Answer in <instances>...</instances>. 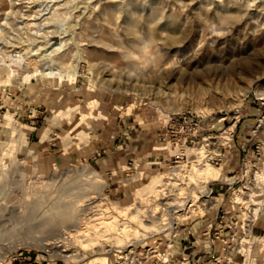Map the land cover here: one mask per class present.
Wrapping results in <instances>:
<instances>
[{"label": "rangeland", "instance_id": "rangeland-1", "mask_svg": "<svg viewBox=\"0 0 264 264\" xmlns=\"http://www.w3.org/2000/svg\"><path fill=\"white\" fill-rule=\"evenodd\" d=\"M179 239L264 264V0H0V264Z\"/></svg>", "mask_w": 264, "mask_h": 264}, {"label": "crops", "instance_id": "crops-1", "mask_svg": "<svg viewBox=\"0 0 264 264\" xmlns=\"http://www.w3.org/2000/svg\"><path fill=\"white\" fill-rule=\"evenodd\" d=\"M183 245H185L184 247H186V248H190L191 250L188 252V253H186L185 251H183V250H180V251H177L176 252V254L174 255V256H170V260H169V262L167 263V262H165L166 264H186V263H188L190 260H193L194 259V253L192 252V249L194 248V247H198V241H194V242H192L191 240H189V241H186V240H181V239H179V242L178 241H176V246L177 247H181V246H183ZM199 251V250H198ZM202 254H204V253H208V251H206V252H204L203 250H202V252H201ZM172 258V259H171ZM164 263V264H165Z\"/></svg>", "mask_w": 264, "mask_h": 264}, {"label": "bare ground", "instance_id": "bare-ground-1", "mask_svg": "<svg viewBox=\"0 0 264 264\" xmlns=\"http://www.w3.org/2000/svg\"><path fill=\"white\" fill-rule=\"evenodd\" d=\"M208 167V169L207 170H209L208 171V173L209 174H212V175H214L216 172L214 171V169L213 168H211L210 166H207ZM173 210V209H172ZM171 212V211H170ZM173 218V217H172Z\"/></svg>", "mask_w": 264, "mask_h": 264}]
</instances>
